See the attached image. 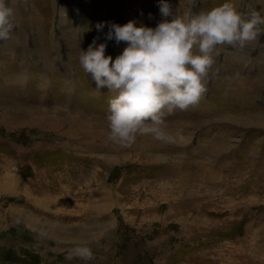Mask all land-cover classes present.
<instances>
[{"label":"rangeland","instance_id":"1","mask_svg":"<svg viewBox=\"0 0 264 264\" xmlns=\"http://www.w3.org/2000/svg\"><path fill=\"white\" fill-rule=\"evenodd\" d=\"M7 2L0 264H264V35L217 46L199 102L165 110L170 139L120 144L108 136L114 93L96 90L81 49L105 42L98 21L155 27L172 17L158 0ZM222 2L169 0L180 15ZM232 2L264 16V0ZM106 45L115 58L126 42ZM80 244L91 259L68 258Z\"/></svg>","mask_w":264,"mask_h":264},{"label":"clouds","instance_id":"2","mask_svg":"<svg viewBox=\"0 0 264 264\" xmlns=\"http://www.w3.org/2000/svg\"><path fill=\"white\" fill-rule=\"evenodd\" d=\"M162 19L155 27L98 21L97 30L105 33V42L94 38L79 60L95 82L96 90L106 87L114 95L107 114L109 139L120 144L133 143L139 134L170 139L164 127L165 110L187 109L206 92V77L215 63L217 46L243 49L248 42L264 35V16L259 11H238L232 0L206 10L173 12L169 0H158ZM15 27L14 11L7 0H0V40L9 39ZM126 42L115 58L106 55V41ZM91 259L87 244L77 245L69 253Z\"/></svg>","mask_w":264,"mask_h":264},{"label":"bare ground","instance_id":"3","mask_svg":"<svg viewBox=\"0 0 264 264\" xmlns=\"http://www.w3.org/2000/svg\"><path fill=\"white\" fill-rule=\"evenodd\" d=\"M216 65V64H215ZM215 68V67H214ZM193 134V133H192ZM193 136L191 135V137H190V139H189V143H190V141H191V138H192Z\"/></svg>","mask_w":264,"mask_h":264}]
</instances>
